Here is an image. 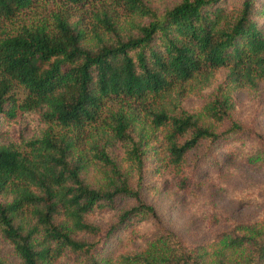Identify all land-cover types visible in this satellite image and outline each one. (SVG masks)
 <instances>
[{
	"label": "trees",
	"instance_id": "trees-1",
	"mask_svg": "<svg viewBox=\"0 0 264 264\" xmlns=\"http://www.w3.org/2000/svg\"><path fill=\"white\" fill-rule=\"evenodd\" d=\"M51 1L48 15L33 17ZM260 3L178 0L159 11L146 0H0V137L32 114L44 124L0 141V233L19 259L0 264H51L65 253L75 264H264V214L208 246L168 232L142 252L116 254L135 218L156 217L140 195L146 162L181 169L205 144L189 161L196 166L212 148L246 140L232 110L235 90L264 82ZM220 70L223 82L187 110L182 97ZM120 197L133 205L113 223L86 220Z\"/></svg>",
	"mask_w": 264,
	"mask_h": 264
},
{
	"label": "rangeland",
	"instance_id": "rangeland-1",
	"mask_svg": "<svg viewBox=\"0 0 264 264\" xmlns=\"http://www.w3.org/2000/svg\"><path fill=\"white\" fill-rule=\"evenodd\" d=\"M178 0H146L151 7L162 11ZM96 4L86 5V9ZM264 6V3H260ZM57 2L36 9L33 17L38 19L48 15ZM54 9V8H53ZM94 9V8H93ZM90 19L85 21L90 27ZM226 70L215 74L213 84L199 93H187L182 97V105L189 111L201 107L210 93L221 84ZM232 117L244 127L246 140L239 137L231 142L212 148L206 162L196 166L189 161L205 150V144L189 153L187 165L181 169L159 166L153 158L146 162L140 187L142 200L152 206L156 217H137L128 226L126 237L119 245L117 253H137L144 251L160 234H174L188 246H208L222 231L234 229L239 224H254L262 221L264 214V82L255 88L239 87L234 91ZM18 126V125H17ZM16 126V127H17ZM225 122L221 128L228 127ZM44 124L36 114L23 118L19 129L13 128L9 135L1 133L0 141L5 142L23 137L28 139L38 133ZM6 133V132H5ZM9 137V138H8ZM213 150V151H212ZM118 157L120 151H116ZM211 157L215 162H211ZM93 179L98 174L94 167L89 170ZM92 179V180H93ZM134 186V180H131ZM133 205V199L120 197L113 206L95 207L86 215V220L94 225L106 227L113 223L120 212ZM76 233L75 237H84ZM117 240L115 239L113 243ZM0 257L10 263H17L18 256L11 244L0 233ZM76 256L65 253L51 264H75Z\"/></svg>",
	"mask_w": 264,
	"mask_h": 264
}]
</instances>
